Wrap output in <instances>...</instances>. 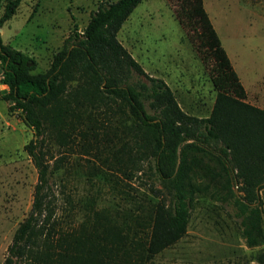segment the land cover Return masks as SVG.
I'll return each mask as SVG.
<instances>
[{
	"label": "trees",
	"instance_id": "obj_1",
	"mask_svg": "<svg viewBox=\"0 0 264 264\" xmlns=\"http://www.w3.org/2000/svg\"><path fill=\"white\" fill-rule=\"evenodd\" d=\"M142 1L101 3L82 32L73 30L45 73L32 74L36 62L5 45L0 34L2 82L9 88L3 100L12 103L11 111L20 110L35 131L25 150L38 172L32 209L14 234L5 264H147L185 236L194 203L188 187L196 175L227 177L226 185L230 179L241 185L239 192L245 196L232 195L242 211L249 210L242 222L249 245L258 243L252 233H261V212L252 205L264 188V108L246 102V90L203 0H190L200 45L214 62L211 78L217 97L209 117L182 111L166 82L149 76L117 38ZM21 2L7 0L0 28ZM133 73L148 83H130ZM106 110L130 120V175L149 173L159 183L161 188L154 191L163 200L150 218L133 216L134 229L119 225L107 210L95 209L94 200L86 201V218L79 225L63 227L47 192L51 172L45 136L51 130L66 141L83 124L88 137L95 114ZM119 169L125 174V167Z\"/></svg>",
	"mask_w": 264,
	"mask_h": 264
},
{
	"label": "rangeland",
	"instance_id": "obj_2",
	"mask_svg": "<svg viewBox=\"0 0 264 264\" xmlns=\"http://www.w3.org/2000/svg\"><path fill=\"white\" fill-rule=\"evenodd\" d=\"M116 1L22 0L15 15L0 28L2 41L36 62L32 74L45 73L73 30L77 27L82 32L101 3ZM189 1L143 0L117 38L149 76L166 82L182 111L206 118L217 97L211 78L214 62L200 45ZM6 2L1 0L0 17ZM230 9L236 28L255 34L256 46L242 51L238 70L250 94L246 102L264 108V9ZM129 81L148 83L136 73ZM5 94L0 92V264H5L14 234L32 209L38 183V172L25 150L35 131L20 110L9 109L12 103L3 100ZM95 119L88 137L82 133L87 130L83 124L69 132L66 141L48 130L44 148L49 155L51 205L63 227L79 225L86 218V201L94 200L95 209L107 210L119 225L134 229L133 216L150 218L163 200L154 191L161 187L149 173L130 175L126 148L130 120L107 110L99 111ZM205 162L214 165L207 158ZM123 166L125 174L119 169ZM225 179L202 175L190 179L188 190L194 192V203L185 236L147 264H264V188L257 191L259 200L252 205L261 212V233H252L258 243L250 246L242 223L249 210L242 211L235 202V196L245 195L235 179H230V186Z\"/></svg>",
	"mask_w": 264,
	"mask_h": 264
},
{
	"label": "crops",
	"instance_id": "obj_3",
	"mask_svg": "<svg viewBox=\"0 0 264 264\" xmlns=\"http://www.w3.org/2000/svg\"><path fill=\"white\" fill-rule=\"evenodd\" d=\"M203 6L223 49L228 55L234 70L238 74V77L246 90L247 98H249L250 94L241 78L238 68L242 65L240 63V54H244L242 51L256 46L253 42L256 40L253 37L255 34L251 32H242L241 28H236L237 25L234 24L231 19L230 8L236 7L237 9H241L244 6L250 8L261 7L264 9V0H210V2L209 0H203ZM217 9L219 11H217ZM262 13L264 14V11H262ZM218 20L219 22H217ZM219 23H221L220 27L218 25ZM222 23L224 25H222ZM251 97L253 96L251 95Z\"/></svg>",
	"mask_w": 264,
	"mask_h": 264
},
{
	"label": "built area",
	"instance_id": "obj_4",
	"mask_svg": "<svg viewBox=\"0 0 264 264\" xmlns=\"http://www.w3.org/2000/svg\"><path fill=\"white\" fill-rule=\"evenodd\" d=\"M2 80H3V74H2V76H0V87H1V89L3 88L2 90H0L1 94H2L3 92H8V91H9L8 86L5 85V84H3ZM0 97H1V96H0Z\"/></svg>",
	"mask_w": 264,
	"mask_h": 264
},
{
	"label": "bare ground",
	"instance_id": "obj_5",
	"mask_svg": "<svg viewBox=\"0 0 264 264\" xmlns=\"http://www.w3.org/2000/svg\"><path fill=\"white\" fill-rule=\"evenodd\" d=\"M210 8H211V7H210ZM212 11H213V9H212ZM221 21H222V20H221ZM217 22H219V20H218ZM220 24H221V23H219V24H218V25H219V27H220ZM222 25H224V24L222 23ZM222 27H223V26H222Z\"/></svg>",
	"mask_w": 264,
	"mask_h": 264
}]
</instances>
